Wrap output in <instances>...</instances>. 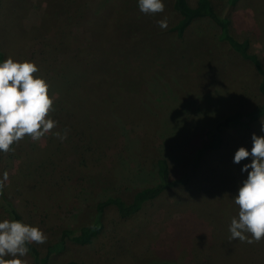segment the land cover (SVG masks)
I'll return each mask as SVG.
<instances>
[{
  "label": "rangeland",
  "instance_id": "1",
  "mask_svg": "<svg viewBox=\"0 0 264 264\" xmlns=\"http://www.w3.org/2000/svg\"><path fill=\"white\" fill-rule=\"evenodd\" d=\"M212 2L223 15L228 0ZM164 4L163 13L149 15L137 0H0V51L35 62L57 122L2 156L4 192L18 216L0 205V219L23 220L47 236L28 245L26 264H37L35 255L45 256L64 229L94 226L99 201L131 203L164 169L181 177L217 119L264 101L261 76L220 39L214 21L194 19L180 37L173 27L181 14L174 0ZM165 17L161 29L157 20ZM230 18L231 32L250 39L264 63V0H237ZM261 122L225 130L222 148L206 154L189 185L127 217L109 205L91 242L67 239L47 264H264V238L248 244L228 232L248 159L234 164L233 156L251 148L253 132L264 135ZM65 130L63 141L52 135Z\"/></svg>",
  "mask_w": 264,
  "mask_h": 264
},
{
  "label": "clouds",
  "instance_id": "2",
  "mask_svg": "<svg viewBox=\"0 0 264 264\" xmlns=\"http://www.w3.org/2000/svg\"><path fill=\"white\" fill-rule=\"evenodd\" d=\"M141 13H163L164 0H137ZM161 29H167V18L157 20ZM33 61H19L11 56L0 61V152L12 151V145L29 135L38 140L55 126L48 113L52 111L53 99L49 85L38 73ZM261 133L264 123L261 122ZM61 141L67 131L53 132ZM246 178L239 184L233 202L238 207L228 225L231 240L252 244L264 238V135L251 134V148L240 146L234 153L233 163L240 164ZM7 178V174H4ZM47 240L38 226L20 219H0V264H26L23 257L30 251L28 245L43 244Z\"/></svg>",
  "mask_w": 264,
  "mask_h": 264
},
{
  "label": "trees",
  "instance_id": "3",
  "mask_svg": "<svg viewBox=\"0 0 264 264\" xmlns=\"http://www.w3.org/2000/svg\"><path fill=\"white\" fill-rule=\"evenodd\" d=\"M237 0H228V6L223 15L218 14L212 0H197L196 5H192L190 0H174V8L180 12L181 18L174 25L173 29L177 31L178 36L183 37L187 28L194 19L209 18L214 21L220 29L219 37L226 41L230 47L237 52L244 60L249 61L261 76L259 89L264 96V63L258 53L251 49V41L246 38L239 40L231 32L230 14L233 11ZM4 59L3 52L0 51V61ZM264 117V101L248 111H234L228 113L216 120L212 129L208 131V140L197 149L193 160L188 164L186 172L181 177H172L164 170L160 172V181L154 185L143 187L138 190L131 203H127L121 196H111L97 203L96 218L94 226L74 230L66 228L62 231V238L49 245L45 256L36 254L37 264H47L51 254L60 252L65 248L67 239L79 243H89L97 236L104 227V215L109 205H116L119 214L122 217L135 212L138 206L153 201L160 197L164 192L174 187L187 186L196 179L197 173L202 166L203 159L209 151H218L222 148L224 138L223 133L233 126H243L250 128L257 120ZM2 156L0 152V205L4 207L14 218L18 216V211L14 205L7 199L3 180H2ZM147 264H179L172 261H152Z\"/></svg>",
  "mask_w": 264,
  "mask_h": 264
}]
</instances>
